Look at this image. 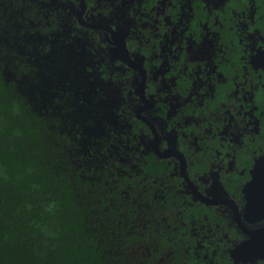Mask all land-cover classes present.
Wrapping results in <instances>:
<instances>
[{
    "label": "flooded vegetation",
    "instance_id": "1",
    "mask_svg": "<svg viewBox=\"0 0 264 264\" xmlns=\"http://www.w3.org/2000/svg\"><path fill=\"white\" fill-rule=\"evenodd\" d=\"M32 8L48 42L35 46L37 84L111 139L189 234L181 231L186 252L197 264H264L232 256L264 226L246 218L242 192L264 155V0H34Z\"/></svg>",
    "mask_w": 264,
    "mask_h": 264
},
{
    "label": "trees",
    "instance_id": "2",
    "mask_svg": "<svg viewBox=\"0 0 264 264\" xmlns=\"http://www.w3.org/2000/svg\"><path fill=\"white\" fill-rule=\"evenodd\" d=\"M33 3L0 0V264H197L111 139L37 84Z\"/></svg>",
    "mask_w": 264,
    "mask_h": 264
},
{
    "label": "water",
    "instance_id": "3",
    "mask_svg": "<svg viewBox=\"0 0 264 264\" xmlns=\"http://www.w3.org/2000/svg\"><path fill=\"white\" fill-rule=\"evenodd\" d=\"M260 66L264 69V52ZM245 216L249 220L264 218V155L254 164L249 181L242 189ZM235 260L254 261L264 257V226L250 231V238L240 242L232 251Z\"/></svg>",
    "mask_w": 264,
    "mask_h": 264
}]
</instances>
